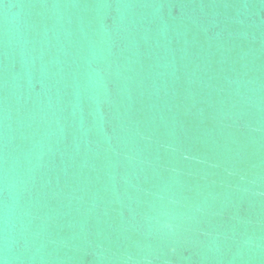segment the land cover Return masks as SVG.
Listing matches in <instances>:
<instances>
[{"label": "water", "instance_id": "1", "mask_svg": "<svg viewBox=\"0 0 264 264\" xmlns=\"http://www.w3.org/2000/svg\"><path fill=\"white\" fill-rule=\"evenodd\" d=\"M0 264H264V0H0Z\"/></svg>", "mask_w": 264, "mask_h": 264}]
</instances>
